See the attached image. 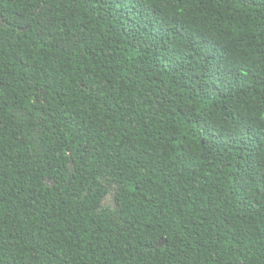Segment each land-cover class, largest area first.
<instances>
[{"label": "trees", "instance_id": "1", "mask_svg": "<svg viewBox=\"0 0 264 264\" xmlns=\"http://www.w3.org/2000/svg\"><path fill=\"white\" fill-rule=\"evenodd\" d=\"M0 264H264V0H0Z\"/></svg>", "mask_w": 264, "mask_h": 264}, {"label": "rangeland", "instance_id": "2", "mask_svg": "<svg viewBox=\"0 0 264 264\" xmlns=\"http://www.w3.org/2000/svg\"><path fill=\"white\" fill-rule=\"evenodd\" d=\"M110 201H111V199L107 197V202H110Z\"/></svg>", "mask_w": 264, "mask_h": 264}]
</instances>
